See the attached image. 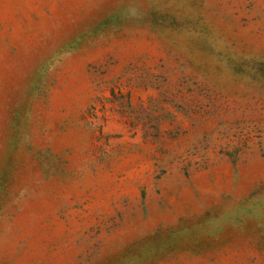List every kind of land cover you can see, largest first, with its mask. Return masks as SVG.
<instances>
[{
    "label": "rangeland",
    "instance_id": "rangeland-1",
    "mask_svg": "<svg viewBox=\"0 0 264 264\" xmlns=\"http://www.w3.org/2000/svg\"><path fill=\"white\" fill-rule=\"evenodd\" d=\"M0 264H264V0H0Z\"/></svg>",
    "mask_w": 264,
    "mask_h": 264
}]
</instances>
